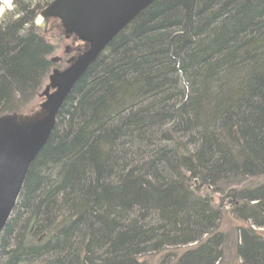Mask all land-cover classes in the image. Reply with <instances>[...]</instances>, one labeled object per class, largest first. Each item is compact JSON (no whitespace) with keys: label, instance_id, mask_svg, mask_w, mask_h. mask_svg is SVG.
<instances>
[{"label":"trees","instance_id":"obj_1","mask_svg":"<svg viewBox=\"0 0 264 264\" xmlns=\"http://www.w3.org/2000/svg\"><path fill=\"white\" fill-rule=\"evenodd\" d=\"M12 1L0 117L31 113L57 50L36 23L55 0ZM58 29L59 44L74 39ZM77 44L72 60L86 49ZM224 205L246 224L236 259L264 264V0H158L64 105L0 237V264H221Z\"/></svg>","mask_w":264,"mask_h":264},{"label":"water","instance_id":"obj_2","mask_svg":"<svg viewBox=\"0 0 264 264\" xmlns=\"http://www.w3.org/2000/svg\"><path fill=\"white\" fill-rule=\"evenodd\" d=\"M156 1L55 0L41 12L42 30L50 19L59 20L67 36L84 42L86 49L63 72L50 77L43 94L46 102L40 109L0 117V237L17 207L30 168L54 134L75 87L110 43Z\"/></svg>","mask_w":264,"mask_h":264},{"label":"rangeland","instance_id":"obj_3","mask_svg":"<svg viewBox=\"0 0 264 264\" xmlns=\"http://www.w3.org/2000/svg\"><path fill=\"white\" fill-rule=\"evenodd\" d=\"M15 11H16V6L12 0H4V1L0 0V20L13 17L15 14ZM40 21H41V18L38 17L36 21L38 27H39ZM56 23L58 24V22ZM59 26L60 25L58 24L56 25V27H54L53 24H51L50 26L48 25V27L46 28L47 32L45 33V36L47 37L48 40L52 41L54 44L57 45V50L49 59L52 63V68L48 76L46 77V81L43 85V88L39 93L40 96L38 95V98L34 106L32 107L31 112H35L38 109H40V106L43 104L44 98H45V97L43 98L42 95L46 91V88L50 85V77L53 76L55 72L57 73L63 72L67 68V66L69 65V62L72 60L71 56L74 55L75 53L73 51V48L74 47L77 48L79 46V44H77V41H75V39L73 38H68V39L66 38L64 39V42H60V44L56 39H53L55 37V34L59 32V29H58ZM53 92L54 90H51L50 94H52ZM213 198L220 205L221 203L225 205L227 204L226 202L223 203L224 196L221 197L218 195H214ZM225 205L222 206L223 217H222V221L220 224V227H221L220 230L223 231L227 235L228 241L225 245V256L221 264H242L239 260L236 259L235 247L237 243V230L240 227L246 226V224H243V223H240L234 220V218H232V216H230L228 213L229 211L228 206H225ZM257 232L261 234V236L264 238V230L258 229ZM186 249L185 248L180 249L178 252L182 253ZM159 260H160V256H153V257L147 258V262L149 264H158Z\"/></svg>","mask_w":264,"mask_h":264},{"label":"bare ground","instance_id":"obj_4","mask_svg":"<svg viewBox=\"0 0 264 264\" xmlns=\"http://www.w3.org/2000/svg\"><path fill=\"white\" fill-rule=\"evenodd\" d=\"M4 1V0H3Z\"/></svg>","mask_w":264,"mask_h":264},{"label":"flooded vegetation","instance_id":"obj_5","mask_svg":"<svg viewBox=\"0 0 264 264\" xmlns=\"http://www.w3.org/2000/svg\"><path fill=\"white\" fill-rule=\"evenodd\" d=\"M56 23V22H55Z\"/></svg>","mask_w":264,"mask_h":264}]
</instances>
